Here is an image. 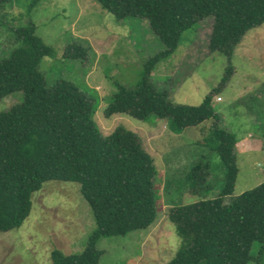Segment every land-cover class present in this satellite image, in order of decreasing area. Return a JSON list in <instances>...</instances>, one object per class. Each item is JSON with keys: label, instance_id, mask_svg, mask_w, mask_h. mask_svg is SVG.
<instances>
[{"label": "trees", "instance_id": "trees-1", "mask_svg": "<svg viewBox=\"0 0 264 264\" xmlns=\"http://www.w3.org/2000/svg\"><path fill=\"white\" fill-rule=\"evenodd\" d=\"M118 21L141 17L164 49L143 64L141 81L117 84L104 108L106 118L125 115L141 122L167 121L181 135L209 121L217 141L222 185L213 197L173 205L168 220L181 245L167 264H264V181L233 195L239 175L237 136L219 128L212 98L232 78L235 47L264 24V0H98ZM9 0H0V7ZM212 17L209 52H220L227 65L215 87L198 105L174 103L151 81L156 66L177 48L182 34ZM16 45L0 58V99L21 91L23 99L0 113V232L23 225L32 209V193L52 180L75 181L93 212L96 228L84 250L52 252L53 264H100L98 241L147 230L158 215L157 168L140 136L124 127L104 135L95 122L99 97L86 86L58 79L49 86L41 66L57 57L55 48L33 23L12 29ZM87 50L70 43L64 56L83 61ZM264 89V87H263ZM190 178L204 180L197 171ZM255 246L257 247L254 251Z\"/></svg>", "mask_w": 264, "mask_h": 264}, {"label": "rangeland", "instance_id": "rangeland-1", "mask_svg": "<svg viewBox=\"0 0 264 264\" xmlns=\"http://www.w3.org/2000/svg\"><path fill=\"white\" fill-rule=\"evenodd\" d=\"M28 23L35 24L36 32L57 52L41 66L48 85L64 78L95 91L99 97L95 122L101 132L106 136L124 127L137 133L158 171L155 222L144 231L99 240L97 247L105 252L100 264H167L181 245L168 220L170 208L213 197L222 185L220 160L211 151L217 141L210 122L174 135L163 119L141 122L125 115L104 116L116 85L138 84L144 62L164 49L146 19L130 16L118 21L98 0H9L0 7V58L16 45L12 29ZM211 25L212 17H207L186 30L178 48L151 74V81L174 103L200 104L224 73L225 56L209 52ZM72 42L87 50L83 61L64 56ZM231 63L235 72L213 96L212 106L219 128L237 136L240 171L233 195H238L264 181V24L243 36ZM22 99L21 91L0 99V113ZM196 167L204 180L190 178ZM31 199V213L23 225L0 232V264H53L54 250L66 255L82 252L96 222L80 184L47 181Z\"/></svg>", "mask_w": 264, "mask_h": 264}, {"label": "crops", "instance_id": "crops-1", "mask_svg": "<svg viewBox=\"0 0 264 264\" xmlns=\"http://www.w3.org/2000/svg\"><path fill=\"white\" fill-rule=\"evenodd\" d=\"M238 156H239V153H238Z\"/></svg>", "mask_w": 264, "mask_h": 264}]
</instances>
